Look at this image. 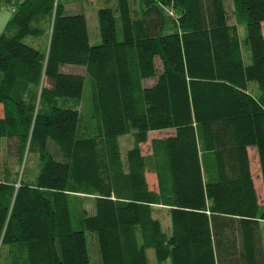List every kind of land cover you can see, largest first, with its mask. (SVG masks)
<instances>
[{
    "label": "trees",
    "instance_id": "obj_1",
    "mask_svg": "<svg viewBox=\"0 0 264 264\" xmlns=\"http://www.w3.org/2000/svg\"><path fill=\"white\" fill-rule=\"evenodd\" d=\"M7 1L0 142L14 140L24 162L19 177L8 166L0 177V264H90L89 238L99 264H149L148 248L170 264H264V201L249 157L253 149L264 191V0H232L234 23L225 0H137L134 15L130 0H116L118 13L97 0L96 44L68 0ZM29 153L37 163L25 174Z\"/></svg>",
    "mask_w": 264,
    "mask_h": 264
},
{
    "label": "rangeland",
    "instance_id": "obj_2",
    "mask_svg": "<svg viewBox=\"0 0 264 264\" xmlns=\"http://www.w3.org/2000/svg\"><path fill=\"white\" fill-rule=\"evenodd\" d=\"M113 8L115 9V12L118 13V10L116 9L117 7V1L112 0L109 2ZM131 3V9H132V15H134V8L138 7V1L137 0H130ZM225 4L227 7V14H228V21L230 23H234V17L232 14V0H225ZM9 7V6H8ZM67 13H78L81 12L85 15L86 22H87V29H88V34H89V42L91 44H96L99 43L100 41V35H99V29H98V21H97V9H98V2L97 0H68V6L66 7ZM9 12H11V6L7 8ZM76 10V11H75ZM169 14H172L171 10L168 11ZM262 30L264 34V23L262 24ZM239 34L241 38H243L246 34V29L243 25L239 26ZM242 54H243V61L245 64H248L251 62V52L248 48V46L243 45L242 46ZM156 65H157V70H160V62L158 59H156ZM77 66L73 65H67L64 67V71H77L83 73L82 68H74ZM154 82V79H149L145 81L146 85H150ZM249 91L253 94H258L259 89L257 87V84L255 82H250L249 83ZM81 103L83 105L82 110L80 112L85 115L88 113L89 108L91 106V89L88 85V82L85 83L84 86V92H83V97L81 99ZM69 107H75L76 101L74 99H70L68 104ZM173 132L172 128L169 129H161V130H153L150 131L148 134V139L150 140L152 137H161V136H166L169 135ZM133 143V137L132 134H125L119 137V144H120V149L122 155L126 152L128 148L132 146ZM142 150L144 152H147L148 150V141L144 144H142ZM26 155V154H25ZM24 155V158H25ZM18 156L19 153L16 149V142L14 140L6 141L2 140L0 142V177L3 176V170L5 169V166H8V170L12 172H19L18 177L20 176V173L22 171L23 167V162H21L20 166L18 164ZM249 157H250V167H251V173L254 181V185L258 191V196L259 200L261 202L264 201L263 199V186L261 185V180H260V171H259V166L257 162V156L254 152L253 149H249ZM24 160V159H23ZM28 160H30L31 163L26 164V172L25 174L29 173L31 170H33V163L36 165L37 163V156L35 154H28ZM148 182L150 187L153 186V180H155V175L152 173L148 172ZM84 206L87 208L88 212L90 214L94 213V208L92 204V200L86 199L84 201ZM154 216L158 218L161 222V226L164 232H170L171 231V221L170 217L166 211L165 208H160L156 207L153 212ZM89 249H90V264H99V257L98 254L95 253V245L92 242V240L89 238ZM147 258H148V263L149 264H170L169 260L163 261V262H158L154 250L152 248H148L146 250Z\"/></svg>",
    "mask_w": 264,
    "mask_h": 264
},
{
    "label": "crops",
    "instance_id": "obj_3",
    "mask_svg": "<svg viewBox=\"0 0 264 264\" xmlns=\"http://www.w3.org/2000/svg\"><path fill=\"white\" fill-rule=\"evenodd\" d=\"M9 4H8V1L7 0H0V34L2 33H6V34H9V33H12L13 32V28L11 26H9L8 22L11 18V12H9V10L7 8ZM48 40L45 38L43 40H38V39H33V38H30L28 37L27 38V42L29 44H32L33 46L35 47H43L45 48L46 47V42ZM148 176V172L146 173V177ZM147 180H148V177H147ZM153 186H151V188H154L156 187V180H153Z\"/></svg>",
    "mask_w": 264,
    "mask_h": 264
}]
</instances>
